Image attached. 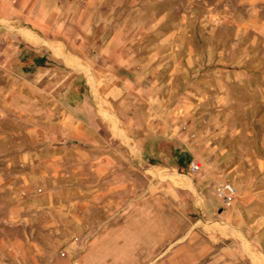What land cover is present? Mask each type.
I'll list each match as a JSON object with an SVG mask.
<instances>
[{
	"label": "rangeland",
	"instance_id": "374dc122",
	"mask_svg": "<svg viewBox=\"0 0 264 264\" xmlns=\"http://www.w3.org/2000/svg\"><path fill=\"white\" fill-rule=\"evenodd\" d=\"M7 3L0 264H264V0Z\"/></svg>",
	"mask_w": 264,
	"mask_h": 264
},
{
	"label": "built area",
	"instance_id": "2783aa9c",
	"mask_svg": "<svg viewBox=\"0 0 264 264\" xmlns=\"http://www.w3.org/2000/svg\"><path fill=\"white\" fill-rule=\"evenodd\" d=\"M219 196H221V198L223 199V202H225L226 205H229L230 201L232 200L234 196V190L229 184H223L219 191Z\"/></svg>",
	"mask_w": 264,
	"mask_h": 264
},
{
	"label": "crops",
	"instance_id": "0c3cea01",
	"mask_svg": "<svg viewBox=\"0 0 264 264\" xmlns=\"http://www.w3.org/2000/svg\"><path fill=\"white\" fill-rule=\"evenodd\" d=\"M3 4H5V5H9V3H7V0H0V22H1V20H5V19H7V18H6L7 16H3L2 13H1V6H2ZM0 26H3V27L6 29V27H5L3 24H1V23H0Z\"/></svg>",
	"mask_w": 264,
	"mask_h": 264
}]
</instances>
